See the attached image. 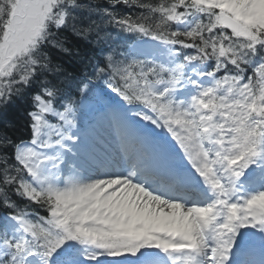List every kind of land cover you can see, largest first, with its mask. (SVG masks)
I'll return each instance as SVG.
<instances>
[{"label": "snow or ice", "instance_id": "1", "mask_svg": "<svg viewBox=\"0 0 264 264\" xmlns=\"http://www.w3.org/2000/svg\"><path fill=\"white\" fill-rule=\"evenodd\" d=\"M0 264H264V0H0Z\"/></svg>", "mask_w": 264, "mask_h": 264}]
</instances>
